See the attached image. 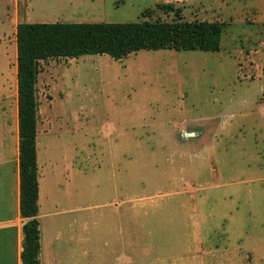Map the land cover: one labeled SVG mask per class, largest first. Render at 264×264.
<instances>
[{
  "label": "rangeland",
  "instance_id": "obj_1",
  "mask_svg": "<svg viewBox=\"0 0 264 264\" xmlns=\"http://www.w3.org/2000/svg\"><path fill=\"white\" fill-rule=\"evenodd\" d=\"M164 4L225 22L220 49L39 63L51 264H264V0H0V117L19 22L171 20Z\"/></svg>",
  "mask_w": 264,
  "mask_h": 264
},
{
  "label": "trees",
  "instance_id": "obj_2",
  "mask_svg": "<svg viewBox=\"0 0 264 264\" xmlns=\"http://www.w3.org/2000/svg\"><path fill=\"white\" fill-rule=\"evenodd\" d=\"M173 18H147L125 22H19L16 25V85L19 136L20 203L22 217V264H41L38 254V166L36 161V121L38 102L35 83L40 61L108 54L121 59L142 49L215 52L221 47L223 21L186 20L180 8Z\"/></svg>",
  "mask_w": 264,
  "mask_h": 264
},
{
  "label": "crops",
  "instance_id": "obj_3",
  "mask_svg": "<svg viewBox=\"0 0 264 264\" xmlns=\"http://www.w3.org/2000/svg\"><path fill=\"white\" fill-rule=\"evenodd\" d=\"M204 53L213 52L206 51ZM38 155L39 150L37 151L36 148V161L38 166V213L36 218L39 222L40 243L38 257L41 264H51V262L56 259V252L53 251L51 247L53 234L56 239L58 233L56 231L53 232V226L50 231L49 228L44 225L47 219L52 220L51 217L54 213L49 209V205L44 204V198L42 197L41 180L48 173L44 172L40 175V159ZM19 203L18 119L17 116L10 119L0 117V264H22V226L28 218L21 216ZM64 224H66L67 228L69 227L67 218L64 220Z\"/></svg>",
  "mask_w": 264,
  "mask_h": 264
}]
</instances>
